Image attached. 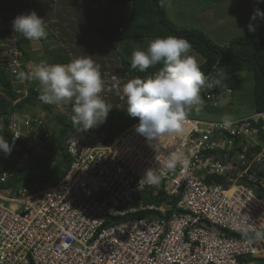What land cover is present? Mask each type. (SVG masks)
Masks as SVG:
<instances>
[{"label":"built area","instance_id":"built-area-1","mask_svg":"<svg viewBox=\"0 0 264 264\" xmlns=\"http://www.w3.org/2000/svg\"><path fill=\"white\" fill-rule=\"evenodd\" d=\"M18 42L16 34L0 40L14 103L27 97L30 83L41 92L39 81L17 72L68 63L25 60ZM138 123L102 143L70 138L69 169L35 185L29 174L45 165L34 158L53 123L21 112L0 123L11 146L10 154L0 150V264H260L263 242L242 233L264 229V110L233 119L228 129L222 120L187 116L183 137H163L158 153ZM173 152L182 157L176 170L140 190L146 170L159 171L158 161ZM23 170L27 180L10 186Z\"/></svg>","mask_w":264,"mask_h":264},{"label":"clouds","instance_id":"clouds-1","mask_svg":"<svg viewBox=\"0 0 264 264\" xmlns=\"http://www.w3.org/2000/svg\"><path fill=\"white\" fill-rule=\"evenodd\" d=\"M20 13L12 21L13 32L29 41L47 38V26L42 17L33 9L28 14H22L21 9ZM257 16L264 18V12L257 9L251 19L255 20ZM248 28L255 31L251 23ZM191 48V43L182 37L155 38L146 50L137 48L132 52L131 66L145 72L159 64L162 65L159 70L144 78H132L122 86L116 76L112 77L113 89L120 99L126 98L128 114L139 120L135 130L157 153L163 137H183L186 117L192 110L199 113L204 107L202 90L215 89L222 83L219 78L205 75L198 60L189 54ZM213 74L222 75L216 70ZM16 75L20 80L39 81L40 98L45 103L71 104L74 113L71 120L74 125L82 124L83 129L105 122L112 108L100 95L104 91V81L99 68L89 57H78L67 64L41 62L29 73L17 72ZM232 123L233 118L226 114L220 126L228 129ZM19 136L15 134L14 139ZM0 150L11 153V146L3 136H0ZM181 159L179 153L173 152L162 162L157 160L160 170L147 169L139 181V189L145 185L158 186L162 175L175 171ZM242 234L252 243L264 242V231L251 229Z\"/></svg>","mask_w":264,"mask_h":264},{"label":"trees","instance_id":"trees-1","mask_svg":"<svg viewBox=\"0 0 264 264\" xmlns=\"http://www.w3.org/2000/svg\"><path fill=\"white\" fill-rule=\"evenodd\" d=\"M84 1L132 3L131 12L127 17L117 21L101 23L92 27L94 35L103 37L106 42L116 45L118 42L135 38H159L169 35L182 37L187 39L191 43L192 48L202 55L203 59L199 65L205 74L214 68L217 73L222 74H214L212 77V79L219 78L222 80L220 86L212 90H203L204 107L200 111L202 115L200 116L196 113V115L189 114L188 116L208 120H222V117L227 114L235 119L264 110V18L260 17V21L255 24L253 35H235L228 44H223L213 40L204 29L181 25L183 22H175L170 17L166 0ZM255 1L258 4V9L264 12V0ZM19 5L22 7L28 6ZM0 10L5 13L3 14V16H5L8 12V7L0 6ZM47 32V38H41V40L45 41L55 37L48 28ZM15 34L19 37L17 45L23 50L24 59H32L26 50L27 45L30 43L28 39L22 37L19 33L13 32L12 28H0L1 41L4 40V36L12 37ZM2 49L3 47L0 46V53ZM48 56L49 53L45 57L48 58ZM71 60L70 54L65 53V55H62L60 58V61L57 62H70ZM122 64L133 78H144L162 67V65L158 64L150 67L145 72H141L139 69L132 68L131 60L129 59L122 58ZM29 80L31 81V79ZM31 85L32 83L29 84L27 97L14 103L13 101L18 97V94L14 89L10 75L5 72L0 62V92L3 94V99L0 101V119L7 124L12 114L23 111L27 106L41 104L42 107L51 114V120H53L54 124L57 126L56 134L47 141L46 148L43 149V151L46 150L49 153L47 167H51V160L53 157H56L55 166L51 168L54 177L47 178L42 176L38 178L39 181H37L50 184L56 182L61 174L69 169L70 156L66 151V146L70 138H81L80 130L82 124L74 125L71 118L54 114V104L45 103L40 98V90H35ZM228 96H230V100L225 104H220ZM126 107L127 104L125 108H115L109 111L106 119L108 126L119 121L124 122L125 126L118 127L113 131L110 129L109 131L102 132L104 141L111 140L118 132L136 119L128 114ZM192 111L194 112L195 110ZM262 133L264 134V130ZM44 157L45 156L40 153L35 157L36 162L40 164ZM27 173L28 170H23L20 174L12 178L9 185H16L25 179L27 180ZM28 181L30 182L32 180ZM148 201L152 202L157 200L149 198ZM138 215H143V213ZM261 231H264V229ZM256 260L260 264H264V257L257 258Z\"/></svg>","mask_w":264,"mask_h":264},{"label":"rangeland","instance_id":"rangeland-1","mask_svg":"<svg viewBox=\"0 0 264 264\" xmlns=\"http://www.w3.org/2000/svg\"><path fill=\"white\" fill-rule=\"evenodd\" d=\"M26 1L28 0H0V6L8 7L7 17L1 16L5 13L0 10V28L10 27L9 25H12L13 19L18 14H21V9L23 10V12H32V9H24L21 5H19H24ZM29 1H32L33 6L34 4L37 5V7L34 6L35 10L33 9V11H35L39 17L45 19V24L47 23L48 25H50L55 31V37L53 39L45 41L32 40L29 45H27L26 50L28 51L29 56L32 58L31 60H35L36 62L41 60L57 62L60 61V58L62 57V55H65V53H69L72 60L78 57H89L99 68L102 79L104 81L105 87L104 91L100 94L101 97L110 106H112L111 109L125 108L126 99H120V96L117 95V93L113 89L112 77L116 76L119 79L121 86L128 80L132 79L133 77L125 70L122 64V58L131 60V55L134 50H136L137 48L146 50L150 41L155 38H138L136 40L130 39L121 41L118 42L113 48L108 45L103 37L92 35L90 29L84 30L83 28L84 31L80 29L82 34L68 36L63 32L65 26L68 24V19L66 20V18L71 15L72 19H75V14L80 11V6L79 8L77 7V9L69 7L68 4H65L66 0ZM16 2H18L19 4ZM73 2L79 3L81 1L69 0L70 5H72ZM206 2V5H197L196 3L194 4L190 3L187 0H184L178 3V5L176 4L178 11H180L178 14L177 12L173 11L174 8L170 6V17L175 22H183L182 24L180 23L181 25L198 27L200 29L206 30L208 32L207 34L212 39L214 38L218 43L228 44L233 34H254V32L249 31L248 25L249 23H251L253 26H255V24L260 21V16H257L255 20L251 19L255 11L258 9V4L255 0H207ZM66 5L67 9L70 12H66ZM84 6H87V4H85ZM91 6L95 5L93 4ZM204 14L205 19H202ZM9 16L11 18L8 20V24L4 22L3 17L8 19ZM49 20L51 21L49 22ZM3 39H7V36H4ZM48 53L49 56L47 58L45 56ZM189 54L193 55L198 60V62L201 63L203 57L198 51L191 48V52ZM201 96L202 99H204L203 90L201 92ZM2 99L3 94L0 92V101ZM229 100L230 96L224 99L220 104H225ZM54 106L55 109L53 110V113L58 116L64 115L67 116V118H71V116L74 114L71 104L62 105L60 108L57 104H55ZM20 112L21 114L24 113L28 115L36 113L45 114V118L49 119V121L53 123L51 136H54L56 134L57 126L54 124L53 120H51V114L47 110H45L41 104H37L35 106H27L23 109V111ZM196 113V111H192L190 112V115H196ZM197 115L201 116L202 114L201 112H199L197 113ZM2 122L3 121L0 120V123ZM107 126V120L103 123H98L97 125L88 128L89 130L83 129L82 125V128L80 130L81 138L88 142L102 143L104 141L102 132L109 131L110 129L111 131H113L118 127H124L125 125L124 122L119 121L117 123L115 122L109 125L110 127ZM41 152L40 153L45 156L43 159V161H45V165L42 166L43 168H32V171L29 175L30 180H32L30 182H32L33 185L38 184V178L42 176L47 178L54 177V173L51 167H47V163L49 162V153L46 150H42ZM55 158L53 157V159L51 160V165L55 166ZM262 246L264 247V242Z\"/></svg>","mask_w":264,"mask_h":264},{"label":"crops","instance_id":"crops-1","mask_svg":"<svg viewBox=\"0 0 264 264\" xmlns=\"http://www.w3.org/2000/svg\"><path fill=\"white\" fill-rule=\"evenodd\" d=\"M79 1H81V2H79V3L73 2V4L71 3L72 5H70L69 0L65 1V4H68L69 7L77 9V7L79 8V6H80V8H79L80 11H78L76 14L74 13L75 14V19H72L71 15L68 18H66V20L68 19V21H67L68 24L65 26V28L63 30L65 35L72 36V35H76V34L77 35L78 34H82L80 29L83 30V28H84V30L85 29H88V30L90 29L92 35H94V33L92 31V27L93 26H97V25H99L101 23H105V22L117 21L119 19L127 17L130 14V12H131V7H132V3L131 2H126V3H108V2H93V1H84V0H79ZM166 1H167V4H168V9L171 6V7L174 8L173 11L177 12V14H178L180 11H178L176 4L178 5V3H180V2H182L184 0H166ZM187 1H189L190 3H194V4L196 3L197 5L198 4H200V5H206L207 4V2H206L207 0H187ZM82 3H84V4H82ZM85 4H87V6H84ZM93 4L95 6H91ZM24 5H28L27 7L29 9H34V6L37 7V5H35V4L33 6L32 1H29V0L26 1L24 3ZM173 5L176 6V7H174ZM23 8H26V7H23ZM60 11H62V10H60ZM68 11L69 10L67 9V5H66V12H68ZM59 12H56V13H59ZM169 14H171V13L169 12ZM60 15H63V14H60ZM1 16H3V15H1ZM1 16H0V18H1ZM7 16H8V13L4 17H7ZM204 16H205V14L203 15L202 19H205ZM4 17H3L4 22L8 23L9 22L8 20L11 17L9 16L8 19H6ZM43 20L45 22V19H43ZM66 20H65V23H66ZM50 21L51 20H49V22ZM76 21H78V22H76ZM9 26L12 27V25H9ZM46 26L55 35V33H54L55 31L53 30V28L50 25H48L47 23H46ZM3 28H5V27H3ZM204 31L206 33H208L206 30H204ZM234 36H235V34L232 35L231 39ZM135 40H136V38H135ZM213 40H215V39L213 38ZM108 45H110L113 48L115 46V44L112 45L110 43H108Z\"/></svg>","mask_w":264,"mask_h":264},{"label":"water","instance_id":"water-1","mask_svg":"<svg viewBox=\"0 0 264 264\" xmlns=\"http://www.w3.org/2000/svg\"><path fill=\"white\" fill-rule=\"evenodd\" d=\"M216 69L214 68V69H212L211 71H209L208 73H206L205 75L206 76H210L211 75V78L213 77V73H214V71H215Z\"/></svg>","mask_w":264,"mask_h":264}]
</instances>
